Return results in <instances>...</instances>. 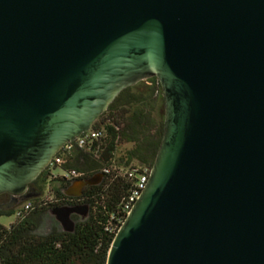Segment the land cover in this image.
Here are the masks:
<instances>
[{"label":"water","instance_id":"95a60500","mask_svg":"<svg viewBox=\"0 0 264 264\" xmlns=\"http://www.w3.org/2000/svg\"><path fill=\"white\" fill-rule=\"evenodd\" d=\"M150 77L162 134L105 264H264V0H0L2 210ZM87 209L50 212L71 232Z\"/></svg>","mask_w":264,"mask_h":264},{"label":"trees","instance_id":"16d2710c","mask_svg":"<svg viewBox=\"0 0 264 264\" xmlns=\"http://www.w3.org/2000/svg\"><path fill=\"white\" fill-rule=\"evenodd\" d=\"M157 110L159 117H155ZM99 127L105 130L106 137L95 149L96 153L75 147L61 164V168L81 172L78 179L103 175L98 184L83 188L86 216L76 220V215H71L74 221L71 232L32 234L36 218L45 210L79 203L77 197L63 194L67 182L55 179L51 181L56 185H50L44 169L30 184H36L40 195L47 187L53 200L43 204L38 197L29 199L34 207L28 214L7 225L0 224V264H105L113 227L117 225L115 219L121 216L120 203L129 189V182L118 169L130 163L150 168L161 138L162 100L156 78L141 80L121 90L91 125ZM123 144L130 147L119 153ZM11 214L12 209L0 210V216Z\"/></svg>","mask_w":264,"mask_h":264},{"label":"built area","instance_id":"2783aa9c","mask_svg":"<svg viewBox=\"0 0 264 264\" xmlns=\"http://www.w3.org/2000/svg\"><path fill=\"white\" fill-rule=\"evenodd\" d=\"M105 137V130L102 127L90 128L88 131L81 133L74 140L63 143L59 150L50 159L48 165L45 168L48 173L47 181L62 179L63 181L67 182V184H70L74 179H78L81 176V172L75 169L61 168L64 158L75 147L96 153L95 149L104 141ZM102 171L107 172V169H103ZM118 173L129 182V189L125 198L121 200V216L115 219L117 225L113 227L114 234L128 213L132 203L142 190L149 173V167L139 163H130L125 167H120L118 169ZM41 197L42 195H40L38 198L43 204L47 202L43 201ZM33 207V202L29 199H26L12 208V216L14 219H20L28 214L33 209Z\"/></svg>","mask_w":264,"mask_h":264},{"label":"rangeland","instance_id":"374dc122","mask_svg":"<svg viewBox=\"0 0 264 264\" xmlns=\"http://www.w3.org/2000/svg\"><path fill=\"white\" fill-rule=\"evenodd\" d=\"M156 116L157 117L160 116V111L159 110H157V112L155 113V117ZM129 147H130L129 144H123L119 148V153L124 152V150L129 148ZM49 184L50 185H56V183H53L51 180H49ZM72 186L74 187L75 184H73ZM41 198H42L43 201H52L53 200V197L51 196V194L48 193V188L47 187L44 188V193L42 194ZM81 218H82L81 216H78V215L76 216V220H80ZM13 219L14 218H13L12 214L8 215V216L1 215L0 216V224L7 225L11 221H13ZM35 225L36 226H35L34 230L32 231V234L39 235V236L48 234V233H50L53 230H55V231L61 230V227H60L59 223L55 219L54 215L50 212V210H45L44 212H42L36 218Z\"/></svg>","mask_w":264,"mask_h":264},{"label":"flooded vegetation","instance_id":"af4514ba","mask_svg":"<svg viewBox=\"0 0 264 264\" xmlns=\"http://www.w3.org/2000/svg\"><path fill=\"white\" fill-rule=\"evenodd\" d=\"M148 79H152V77H150ZM148 79H146V80H148ZM75 180H77V179H74L72 182H74ZM83 188L84 187H82V189H81V194L77 197L78 202H79L78 204H83L82 203V201L84 200ZM76 191H77L76 189L72 190V192H76ZM39 196H40V193L38 194L36 184H30L29 183L27 185V187H26V190H25L24 194L22 196H20L17 200H18V203H20V202L26 200V199H24V197H27V199H35V198H37ZM9 201H10V196L8 194H6V193H1L0 194V210H2V207L5 206ZM68 205H76V204H71L70 203Z\"/></svg>","mask_w":264,"mask_h":264}]
</instances>
